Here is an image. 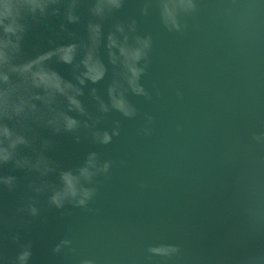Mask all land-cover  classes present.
<instances>
[{"label": "water", "instance_id": "water-1", "mask_svg": "<svg viewBox=\"0 0 264 264\" xmlns=\"http://www.w3.org/2000/svg\"><path fill=\"white\" fill-rule=\"evenodd\" d=\"M197 6L183 18L187 27L180 34L164 29L155 10L139 17L137 0H129L124 14L137 16L140 33L153 39L142 79L152 100L129 96L139 109L133 120L110 114L104 127L122 120L110 145L77 144L62 134L48 153L65 168L92 150L126 164L115 163L108 178H98L90 210L49 208L42 196L35 218L15 211L21 196L30 194L28 175L10 165L0 169L19 178L17 191L0 190V215L8 220L0 226V264H11L19 244L28 242L29 264H76L78 256L96 264H241L264 254V145L251 140L264 132V0H197ZM48 39L66 43L37 26L26 38V53L46 50ZM52 67L71 79L67 65ZM110 78L109 67L96 85L99 94ZM83 99L94 111V103ZM145 113L153 117L149 136L138 134ZM67 237L76 255L53 254ZM157 243L178 244L181 253L148 261L146 247Z\"/></svg>", "mask_w": 264, "mask_h": 264}, {"label": "clouds", "instance_id": "clouds-1", "mask_svg": "<svg viewBox=\"0 0 264 264\" xmlns=\"http://www.w3.org/2000/svg\"><path fill=\"white\" fill-rule=\"evenodd\" d=\"M137 2L139 17L147 18L155 10L164 29L180 34L187 27L183 18L198 11L197 0ZM128 3L129 0H0V169L10 165L29 177L24 187L30 194L21 196L17 215L38 217L42 196L49 208L61 210L71 205L88 211L98 193V178H108L115 163L125 166L124 160L102 158L100 152L92 150L80 163L65 168L48 153L56 147L54 137L62 134L70 135L77 144L87 141L97 146L110 145L122 126L121 119H114L110 128L104 127L110 114L133 120L139 109L129 96L152 100L142 79L151 64L153 39L150 34L140 33L137 16L124 14ZM37 26L62 36L66 43L48 39L46 50L27 54L26 38ZM71 26H79L81 31ZM53 63L67 65L71 79L57 72ZM109 67L111 78L101 95L96 85L108 76ZM85 96L94 103V111L86 106ZM144 120L138 134L149 136L153 117L145 113ZM251 140L264 145V132L253 133ZM139 187L144 189L146 185ZM18 188L17 176L0 171V190L13 192ZM7 223V218L0 215V226ZM11 239L19 244V235ZM31 247L30 242L19 244L11 264H29ZM181 250L178 244H149L146 259L171 260ZM52 252L67 256L76 255L77 250L73 239L67 237L59 240ZM76 264H96V260L78 256ZM241 264H264V254L246 256Z\"/></svg>", "mask_w": 264, "mask_h": 264}]
</instances>
